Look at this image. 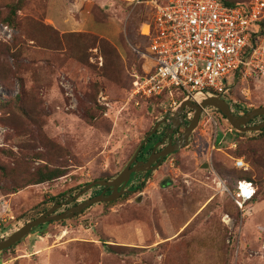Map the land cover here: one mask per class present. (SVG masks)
I'll list each match as a JSON object with an SVG mask.
<instances>
[{
  "label": "rangeland",
  "instance_id": "374dc122",
  "mask_svg": "<svg viewBox=\"0 0 264 264\" xmlns=\"http://www.w3.org/2000/svg\"><path fill=\"white\" fill-rule=\"evenodd\" d=\"M19 1L16 28L0 23V241L63 197L114 179L156 122L187 100L176 88L172 99L131 96L134 75L151 66L143 56L150 5L0 0L1 18ZM230 97L251 109L264 106V77L239 80ZM214 117L215 141L212 123L200 124L187 147L154 174L138 176L146 182L126 188L112 205L96 204L31 231L0 253V264H264V168L249 162H264V137L230 133L229 124ZM164 129L159 126L158 137ZM234 158L249 168L235 170ZM43 167L65 175L25 185ZM226 171L257 182L254 200L242 209ZM102 190L94 187L57 212Z\"/></svg>",
  "mask_w": 264,
  "mask_h": 264
},
{
  "label": "built area",
  "instance_id": "2783aa9c",
  "mask_svg": "<svg viewBox=\"0 0 264 264\" xmlns=\"http://www.w3.org/2000/svg\"><path fill=\"white\" fill-rule=\"evenodd\" d=\"M132 1L144 2L153 9L152 23L146 24L148 28L143 34L149 41L148 52L143 56L151 62L153 70L134 75L132 97L145 101L161 96L172 99L171 89L176 88L197 105L211 97L224 100L235 116L252 110L246 103L232 99L230 92L239 80L264 77V0H246L232 7L224 5L223 0ZM232 74L233 83L229 85L227 78ZM173 113L174 109L165 116L167 120ZM215 115L227 123L214 107L202 109L198 123H212L214 141L218 127ZM192 117V109L182 112L183 126L175 137ZM263 122L264 117H257L249 125ZM228 131L235 130L229 126ZM165 132L166 129L162 130L160 136ZM169 164L173 165V161ZM233 167L242 171L249 168L242 158H234ZM138 176L131 177L125 190L132 184L146 182ZM255 193L256 186L251 181L238 182L234 204L242 209Z\"/></svg>",
  "mask_w": 264,
  "mask_h": 264
},
{
  "label": "water",
  "instance_id": "95a60500",
  "mask_svg": "<svg viewBox=\"0 0 264 264\" xmlns=\"http://www.w3.org/2000/svg\"><path fill=\"white\" fill-rule=\"evenodd\" d=\"M206 107L216 108L222 116L226 119L227 123L231 128L236 132L240 133H252L260 132L264 130V122L257 125H249L250 122L257 117H264V106L254 108L244 114L243 116H235L231 114L227 103L219 98H206L199 105L193 103L190 100H184L180 103L179 107L174 111L173 116L167 120L166 117L156 122L152 130L146 134L143 142L138 146L132 158L123 168V170L112 180H96L93 181L82 188L75 196L72 197H63L62 202H57L51 208H49L44 214L35 218L34 220L26 223L17 231L8 236L5 240L0 241V253L8 250L9 248L15 246L22 239L27 237L31 231L39 228L42 225L60 222L67 219H71L76 215H80L84 210L92 207L96 204H106L114 202L119 199L123 194L128 193L125 190L126 185L130 181L133 175L142 174V173H153L156 171L162 162H164L172 154L178 152L179 150L187 147L188 140L191 134L198 127L200 120V115L202 109ZM193 110V117L188 122L187 126H184V130L181 136L172 144L171 141L165 146L161 151L155 152V150L163 145V141L156 143L145 162L137 161V156L139 155L144 143L148 138L156 134L157 129L160 125L165 124L170 126L168 129V134L171 135L173 131L179 126H183L181 114L186 109ZM134 164V165H133ZM133 165V166H131ZM207 167L206 164L203 165V168ZM94 187H102V192L92 198L87 199L84 202L78 203L72 207H69L67 210L58 213L57 211L63 207L67 202H72L88 190H91ZM110 191L109 194L106 192Z\"/></svg>",
  "mask_w": 264,
  "mask_h": 264
},
{
  "label": "trees",
  "instance_id": "16d2710c",
  "mask_svg": "<svg viewBox=\"0 0 264 264\" xmlns=\"http://www.w3.org/2000/svg\"><path fill=\"white\" fill-rule=\"evenodd\" d=\"M244 1H246V0H223L224 5L229 6V7H232V6L236 5L237 3H242ZM7 8H8V14L5 17L1 18V13H0V23L6 27L14 29V28H16L17 12L21 8V1H19L18 3H15V4L8 5ZM97 44H99V43H97ZM152 67L153 66L151 64L150 68L147 70L146 73H152V70H153ZM161 97H163V96H161ZM149 100H154V99H149ZM233 133L236 135H239L235 131H233ZM259 136L261 138L264 137V130L260 131ZM238 156H241V154H239ZM247 159H249V158L247 157ZM249 162L255 166L257 171H260L259 167L264 168V162L259 163L254 158H251V160ZM235 170H237V169H235ZM64 175H65V170H63L61 168L43 167V168L36 170L35 173L28 180L27 184H25V185H37V184L48 183V182L54 181V180H56V179H58ZM225 175L228 176L229 178L235 180V186H234L235 189H236L237 183L242 181V180L251 181L253 184L257 185L256 184L257 182L253 181L250 176L249 177L245 176L243 173H242V175H240L236 171H231V172L226 171ZM259 175L261 177L262 174H259ZM260 177H259L258 185L262 186V180L260 181ZM161 185L162 186L166 185V182L162 183ZM255 195H256V193H255ZM254 198H255V196H254ZM254 198H253V200H254ZM105 205H112V203H107ZM107 250H108V252L115 253L113 248L110 246L107 247Z\"/></svg>",
  "mask_w": 264,
  "mask_h": 264
},
{
  "label": "flooded vegetation",
  "instance_id": "af4514ba",
  "mask_svg": "<svg viewBox=\"0 0 264 264\" xmlns=\"http://www.w3.org/2000/svg\"><path fill=\"white\" fill-rule=\"evenodd\" d=\"M161 126V125H160ZM162 126H165V129L167 130V133L165 132L164 133V135H162L161 137H158L157 136V132H156V134L155 135H153V136H151L150 138H148L147 140H146V142L144 143V145H143V147L142 148H144L145 146H148V145H150V144H152V147L150 148V151L148 152V155H146V154H144V155H141V151H140V153H139V155L137 156V161H139V162H145L146 160H147V158L149 157V155H150V153H151V151H152V149H153V147H154V145L156 144V143H158V142H160V141H163V145H161V146H159L156 150H155V152H159V151H161L165 146H167V144L171 141V143L173 144L180 136H181V134H182V132L181 133H179L178 134V136L177 137H175V134L180 130L179 129V127L178 128H176L174 131H173V133L171 134V135H169L168 134V129H169V127L170 126H168V125H165V124H162ZM184 130V129H183ZM138 148V147H137ZM142 150V149H141ZM135 153V152H134ZM129 162V161H128ZM127 162V163H128ZM126 163V164H127ZM163 163V162H162ZM161 163V164H162ZM161 164H160V166H161ZM134 165V164H133ZM133 165H131V166H133ZM126 166V165H125ZM160 168V167H159ZM159 168L156 170V171H158L159 170ZM156 171H154L153 173H144V174H154ZM109 192L110 191H107L106 193L107 194H109Z\"/></svg>",
  "mask_w": 264,
  "mask_h": 264
},
{
  "label": "crops",
  "instance_id": "0c3cea01",
  "mask_svg": "<svg viewBox=\"0 0 264 264\" xmlns=\"http://www.w3.org/2000/svg\"><path fill=\"white\" fill-rule=\"evenodd\" d=\"M75 3V2H74ZM84 3V0H78L75 4H77L78 6H81V5H84L83 4ZM152 21V20H151ZM152 23V22H151ZM151 23H147V24H151ZM145 27L146 28H148L146 25H145ZM146 31H147V29H146ZM145 31V32H146ZM145 32H143V34L145 33ZM199 125V124H198ZM172 156V155H171ZM171 156H170V158H171ZM248 204V203H247Z\"/></svg>",
  "mask_w": 264,
  "mask_h": 264
}]
</instances>
